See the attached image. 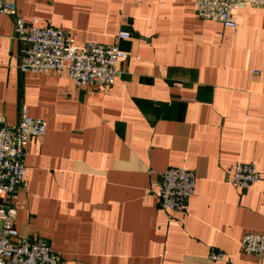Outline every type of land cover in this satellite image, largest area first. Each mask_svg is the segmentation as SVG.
Segmentation results:
<instances>
[{"label":"crops","instance_id":"0c3cea01","mask_svg":"<svg viewBox=\"0 0 264 264\" xmlns=\"http://www.w3.org/2000/svg\"><path fill=\"white\" fill-rule=\"evenodd\" d=\"M12 1L77 46L128 54L108 91L21 74L12 19L0 17V117L15 125L24 105L46 124L27 145L17 233L63 264H264L241 252L244 235L264 236V10L237 11L231 30L199 20L193 0ZM237 162L260 175L244 191L231 183ZM177 167L194 193L167 213L158 174Z\"/></svg>","mask_w":264,"mask_h":264},{"label":"built area","instance_id":"2783aa9c","mask_svg":"<svg viewBox=\"0 0 264 264\" xmlns=\"http://www.w3.org/2000/svg\"><path fill=\"white\" fill-rule=\"evenodd\" d=\"M196 17L231 30L237 29L235 13L246 8L264 10V0H193ZM12 19L15 40L20 45L18 70L21 74L53 75L65 72L78 88L108 91L114 84L120 61L128 54L117 44L86 43L77 46L73 38L59 28L42 26L37 19L24 20L12 0H0V17ZM129 32L120 30L118 40H129ZM46 133L43 120L27 114L23 105L15 125L0 117V264H63L49 243L41 238H23L15 229L18 192L26 187L24 158L31 139ZM260 175L252 164L237 162L232 168L231 183L244 191L256 184ZM195 177L182 167L168 168L158 174L155 196L160 209L167 213H184L194 193ZM24 203H19L23 208ZM241 252L260 258L264 254V236L246 234ZM220 253L209 260L225 261Z\"/></svg>","mask_w":264,"mask_h":264}]
</instances>
